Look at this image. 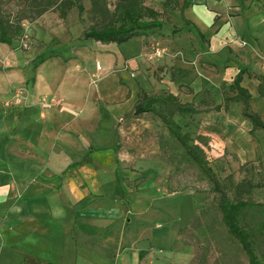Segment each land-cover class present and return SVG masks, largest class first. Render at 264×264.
<instances>
[{
  "label": "rangeland",
  "instance_id": "rangeland-1",
  "mask_svg": "<svg viewBox=\"0 0 264 264\" xmlns=\"http://www.w3.org/2000/svg\"><path fill=\"white\" fill-rule=\"evenodd\" d=\"M21 1L8 0L5 9L11 16L17 15L23 32L11 45L0 44V179L7 174L12 177L26 174L33 179L37 173L21 171V166L37 159L44 160L43 157L36 159L32 154L24 156L19 153L23 139L30 137L36 142L35 126L22 127L20 122V112L26 105L25 85L29 84L28 81L25 83L26 77L32 82L33 67L39 65V59L67 51L68 36L81 35L92 24L87 13L89 0H82L85 9L82 20L76 13L69 16V11L62 25L61 22L54 23L57 20L53 18L57 15L55 10L37 18L27 16L26 11L17 12ZM144 1L150 7L163 10L161 0ZM234 1L261 7L258 0ZM115 3L116 0H106L110 11ZM181 3L179 0L177 7ZM188 3V6L197 4L196 0ZM46 15L49 18H44ZM183 15L180 12L175 15L174 22L184 25ZM169 17L170 11L164 10L162 18L168 22ZM187 29L188 33H182L173 44L166 42L159 31L149 33L147 55L154 48L165 50L157 60H148V70L152 69L157 81L149 93L170 92L160 86L163 85L164 68L175 79L179 75L177 71L181 70L180 65L185 67L183 71L191 74L188 79L200 77L203 81L217 83L215 89L197 91L190 89L189 83L179 84L173 94L182 102L193 103L197 111L191 117L175 116L174 119L196 142L203 143L209 165L218 179L230 178L235 183L245 180L257 185L249 194L241 193L240 198L264 205V131H255L251 135L247 126L242 124L240 110L232 112V103L227 112L212 109L215 100L221 99L222 91L227 90L232 82L240 66L236 53L246 46V41L228 27L222 32L215 26L212 31L201 28L209 36L205 40L194 32V27ZM25 35L28 37L26 47L22 41ZM78 46L77 43L71 44L75 49ZM226 50L230 51V59L223 61ZM167 57L170 58L169 64H165ZM252 83L254 80L247 84L249 90ZM38 104V115L44 120L48 119L50 109L63 105L59 97H40ZM250 105L264 119V98L255 97ZM124 124V133L119 137L114 155H86L84 163L99 166L108 162L117 166L118 175H130L129 178H124L122 185L119 180L104 187L90 188L85 183L83 191L87 190L98 202L117 201L123 205L124 243L133 245L142 253V264H248L240 246L221 223L216 195L210 191V183L193 164L183 159L180 149L161 123L150 113L139 116L131 113L124 117ZM4 161L6 166L1 165ZM246 220L251 225L264 223V207L257 212L248 211ZM262 253L264 246L261 245L256 250L261 262Z\"/></svg>",
  "mask_w": 264,
  "mask_h": 264
},
{
  "label": "crops",
  "instance_id": "crops-1",
  "mask_svg": "<svg viewBox=\"0 0 264 264\" xmlns=\"http://www.w3.org/2000/svg\"><path fill=\"white\" fill-rule=\"evenodd\" d=\"M196 2L180 10L181 3L171 10L168 22L161 17L162 38L173 44L192 26L196 34L198 30L204 39H209L201 28L212 31L215 26L222 32L228 27L246 41V46L236 53L240 66L264 77V9L236 4L234 0ZM145 5L150 7L147 2ZM179 12L188 25L174 22ZM73 13L78 17L76 8L70 10L69 16ZM53 18L57 19L54 23L64 24L58 13ZM173 27L180 30L174 33ZM80 37L70 34L65 43L67 51L56 52L39 64L32 82L28 74L25 76L29 84L25 85L26 105L20 112V122L22 127L35 126L36 142L30 137L23 139L19 153L44 160L21 166V171L37 173L33 179L26 174H7L0 179V264H142V253L124 243L123 205L117 201L98 202L87 190L83 191L85 183L90 188L104 187L119 180L122 185L130 175H118L117 166L108 162L99 166L84 163V157L114 155L124 133V117L132 113L140 89L149 92L155 88L156 77L152 69L148 70L146 58L150 36L132 38L120 45L81 41ZM74 43L79 45L76 49L71 47ZM226 52L223 61L230 59ZM169 60L165 58V64ZM179 67L175 79L164 68L160 86L172 93L184 82L194 91L215 89L217 83L200 77L188 79L191 74ZM244 75L241 86L247 88L254 80L252 88L247 89L251 100L258 98V80ZM40 97H59L63 105L50 109L47 120L40 119ZM221 101L219 97L215 104ZM240 106L232 103L230 108L232 112L239 109L241 114ZM242 124L250 132V122L242 118ZM1 165L6 166L5 161Z\"/></svg>",
  "mask_w": 264,
  "mask_h": 264
},
{
  "label": "trees",
  "instance_id": "trees-1",
  "mask_svg": "<svg viewBox=\"0 0 264 264\" xmlns=\"http://www.w3.org/2000/svg\"><path fill=\"white\" fill-rule=\"evenodd\" d=\"M179 0H165L161 12L145 5L144 0H116L112 11L109 10L106 0H89L90 9L87 12L92 24L83 30L80 40H93L103 44L114 43L120 45L132 38L149 35L154 31H160L163 26L162 13L164 10H174ZM264 9V0H258ZM8 0H0V44L11 45L16 37L23 32L20 19L16 14L11 16L5 9ZM17 12L26 11L27 16L40 17L49 10H55L60 18H65L67 13L76 8L80 20L85 9L82 0H22ZM189 5L187 0H182L180 10ZM185 24L188 21L184 19ZM180 29L173 27L172 32ZM201 40H205L201 32L197 30ZM230 52V51H229ZM45 59H39L41 64ZM35 70V66L33 67ZM258 80L257 93L259 98H264V77L253 75L247 69L239 66L232 82L227 90L222 91V101L213 106L216 112H227L231 103L241 105V116L250 122L252 128L250 134L255 131H264V119L251 108V94L247 88L241 86L243 75ZM193 103L182 102L176 95L170 92L149 93L140 89L138 99L133 107L132 115L139 116L144 113L152 114L166 129L169 138L180 149V154L186 161L193 164L206 179L211 187L210 191L216 195L217 208L220 220L226 232L236 241L245 254L248 264H264V253L261 262L256 254L259 246H264V223L256 222L253 225L247 222L248 211L257 212L261 203L240 198L241 193L249 194L253 185L249 181L241 180L233 182L230 178L218 179L210 167L203 143L196 142L188 131L175 121V116L191 117L196 113ZM201 140V139H200ZM246 221H244V220ZM244 223H243V221Z\"/></svg>",
  "mask_w": 264,
  "mask_h": 264
},
{
  "label": "built area",
  "instance_id": "built-area-1",
  "mask_svg": "<svg viewBox=\"0 0 264 264\" xmlns=\"http://www.w3.org/2000/svg\"><path fill=\"white\" fill-rule=\"evenodd\" d=\"M23 45L26 47L28 44V37L25 35L23 38ZM165 54V50L161 48H154L152 51L149 53V55L146 56L147 60L149 61H154L157 60L158 58L162 57ZM99 66L97 65V68Z\"/></svg>",
  "mask_w": 264,
  "mask_h": 264
}]
</instances>
